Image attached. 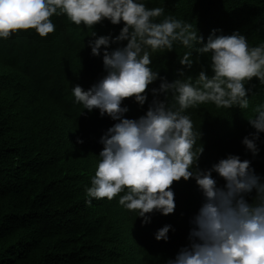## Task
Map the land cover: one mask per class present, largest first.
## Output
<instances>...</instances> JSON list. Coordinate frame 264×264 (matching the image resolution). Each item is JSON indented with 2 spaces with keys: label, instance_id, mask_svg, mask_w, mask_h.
Returning a JSON list of instances; mask_svg holds the SVG:
<instances>
[{
  "label": "trees",
  "instance_id": "obj_1",
  "mask_svg": "<svg viewBox=\"0 0 264 264\" xmlns=\"http://www.w3.org/2000/svg\"><path fill=\"white\" fill-rule=\"evenodd\" d=\"M146 4L192 23L205 42L214 29L226 35L239 31L251 46L264 42V0H146ZM50 19L55 31L46 37L29 29L0 40V264L167 262L188 244L190 220L203 202L193 179L173 182L174 213L154 212L143 226L136 212L119 204L122 193L110 201L86 203V188L103 148L100 138L115 121L101 117L98 109L84 110L75 102L72 88L88 90L106 75L103 49L96 57L88 44L99 36L115 38L123 24L105 20L94 26L92 37L91 30L76 26L65 15ZM118 46L122 45L112 44L108 50ZM183 51L176 46L172 52L153 54L150 66L171 82L178 78V56ZM208 63L207 57H200L186 75L195 76ZM159 83L145 90L148 99L142 107L131 97L123 101L129 109L126 118L146 113L153 99L151 88ZM251 84L255 87L246 110L212 104L186 110L201 134L200 169L232 154L250 160L255 173L264 177V134L255 157L241 143L254 132L247 121L252 109L264 103V85L255 78ZM165 225H171L169 239L157 241L154 234Z\"/></svg>",
  "mask_w": 264,
  "mask_h": 264
},
{
  "label": "clouds",
  "instance_id": "obj_2",
  "mask_svg": "<svg viewBox=\"0 0 264 264\" xmlns=\"http://www.w3.org/2000/svg\"><path fill=\"white\" fill-rule=\"evenodd\" d=\"M54 15L83 25L92 37L94 26L105 20L123 24L115 38L89 41L93 56H101L103 49L106 75L88 90L72 88L75 102L84 110L98 109L101 117L115 121L100 138L103 148L86 188V203L110 201L122 193L119 204L136 212L143 226L154 212L174 213L173 182L193 179L203 202L190 220L188 244L162 264H264V177L255 173L250 160L232 154L200 169L201 134L185 114L206 104L248 109L255 87L251 81L264 85V42L251 46L239 31L226 35L218 29L205 42L192 23L165 15L163 7L150 8L146 0H0V40L29 29L46 37L55 31L50 19ZM112 44L122 46L109 51ZM176 46L184 50L178 56L181 69L169 82L150 66L151 57ZM202 56L209 61L207 67L201 65L195 76L186 75ZM157 80L159 87L151 88L153 99L146 113L126 118L129 109L123 101L131 97L142 107L148 99L145 90ZM252 113L247 121L254 132L241 143L255 157L264 134V103ZM170 228H160L154 238L167 242Z\"/></svg>",
  "mask_w": 264,
  "mask_h": 264
}]
</instances>
